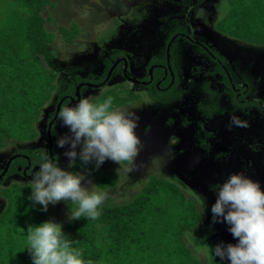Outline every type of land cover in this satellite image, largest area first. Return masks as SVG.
Masks as SVG:
<instances>
[{
  "label": "trees",
  "instance_id": "obj_1",
  "mask_svg": "<svg viewBox=\"0 0 264 264\" xmlns=\"http://www.w3.org/2000/svg\"><path fill=\"white\" fill-rule=\"evenodd\" d=\"M51 6L52 0H0V151L10 143L39 138L37 124L44 120L47 106L57 92L60 71L56 67V53L51 49L55 35L46 29L47 20L42 15ZM222 6L225 12L219 16ZM217 10V30L244 43L264 46V0H220ZM59 31L70 46L79 39L76 24L71 29L60 27ZM110 64L104 61L105 70ZM82 82L88 80L70 79L58 92L56 106L66 97L62 109L69 97L75 98L76 87ZM117 89L104 94V99L113 97V108L136 98L133 94L125 95L121 86ZM53 116L54 112L47 123ZM27 155L32 166L47 157L43 151L38 156L34 151ZM26 165L25 159L16 157L5 177L22 176L17 167ZM75 169L90 172L99 191L111 189L119 182L117 173L94 171L90 164L82 165L80 160ZM31 194L32 189L19 182L0 188L5 201L0 212V264H33L27 250V230L30 225L39 226L50 218L42 205L29 199ZM98 210V219L69 220L63 231L73 241L72 247L83 252L86 262L201 264L187 247L184 235L201 223L202 216L175 183L151 176L131 201L118 206L103 203Z\"/></svg>",
  "mask_w": 264,
  "mask_h": 264
},
{
  "label": "rangeland",
  "instance_id": "obj_2",
  "mask_svg": "<svg viewBox=\"0 0 264 264\" xmlns=\"http://www.w3.org/2000/svg\"><path fill=\"white\" fill-rule=\"evenodd\" d=\"M173 1L52 0L54 6L45 8L42 15L47 20L46 29L55 35L51 49L56 53V67L60 74L56 81L57 92L53 95L51 104L47 106L46 113L50 114L56 111L58 105L56 106L55 101L58 92L63 90L70 79L86 78L89 84L97 85L104 77L100 73L106 72L103 68L104 61H110L116 53H121L128 60L132 59L138 49L142 47L145 50L146 35L149 33L152 35L151 50H159L162 41L156 40L155 36L161 35V28L164 26L159 19L172 13L173 7L169 3ZM217 2L218 0H206L205 5L200 8L204 11L201 13V15L204 13V17L202 16L201 19L206 28L211 27L218 16ZM223 11L222 6L219 10V16ZM121 21L122 23H120ZM74 24L79 28V39L73 46H70L61 36L59 28L71 29ZM122 37L127 45H131L125 48L128 52L120 47V45L124 46ZM115 39L116 41H114ZM180 48L174 49L172 53L171 61L176 72L181 69L180 65L186 61L183 57V50L179 51ZM100 53L103 54L102 57ZM140 70L137 69L136 72L131 65L128 74L139 78L142 76V70L141 73ZM120 83H124V80L116 78L112 79L102 89H86L83 91V98H91L92 102L95 101L94 103L103 102L105 100L104 94L110 89L118 91L117 86ZM124 85L129 87L130 83L127 84L125 81ZM135 93L138 98L136 101L127 102L119 108L135 112L139 117L136 133L140 137L143 147L135 163L124 162L119 172L117 169L120 168V165L110 159L99 167L98 171L114 172L119 176V182L116 186L101 191L106 194L104 204L118 206L131 201L139 194L151 176L173 182L188 200L196 205L202 216L201 223L184 235L187 247L201 264H230V261H221L219 257L212 254L211 249H214L216 245L223 243L226 246L231 243V239L225 232L221 233L220 229L215 227L217 222L213 223L211 209L216 198L208 190L207 182L202 177L201 172L192 165L190 157L182 156L180 141L183 134L179 128L178 114L170 115L171 110L168 111L170 107H176L178 108L176 110H179L180 92L171 90L167 93H160L155 89L145 87L141 90L135 89ZM161 119L165 122L162 123ZM168 119L172 120L170 124L166 122ZM44 122L37 124L40 133L39 140L24 143L13 142L6 149L0 151V169H4L7 158L16 152L31 154L35 150H47L46 145L42 142L45 130ZM52 134L54 139L53 161L65 170L84 174L85 180L82 181V184L90 188L92 184H95L90 172L82 170L78 173L75 172V167L69 169V160L64 156V152L69 150V146L65 145L61 148L57 145L60 137L71 134L69 128L63 126L60 118L54 124ZM171 138H175L177 143L172 146L171 152H169ZM79 150L78 147L77 151ZM89 164L92 170L97 171L95 161ZM128 169L132 170L129 171ZM19 176L4 177L1 187L9 186L15 182L27 184L30 187V181H25ZM70 203V201L62 200L55 205L49 204L48 206L47 212L50 220L61 224L62 231L69 221L67 214L72 207ZM3 207H5L4 200L0 209Z\"/></svg>",
  "mask_w": 264,
  "mask_h": 264
},
{
  "label": "flooded vegetation",
  "instance_id": "obj_3",
  "mask_svg": "<svg viewBox=\"0 0 264 264\" xmlns=\"http://www.w3.org/2000/svg\"><path fill=\"white\" fill-rule=\"evenodd\" d=\"M184 1L174 0L169 3L173 7L172 13L159 19L164 25L161 28L163 33L160 31L161 35L155 36L156 40L162 41L159 50H151L152 35L149 33L146 35L145 50L142 47L138 49L132 59L128 60L121 53L114 54L108 70L100 73L104 77L94 85L98 87H87L88 82L77 85L81 86V99L86 89H102L116 78L130 83L129 87L124 83L118 85L125 91V95H136L135 89L145 87L160 93L177 90L180 92V108L176 110L178 108L170 107L168 111L171 110L170 115L178 114L179 128L183 134L180 141L182 156L190 157L192 165L201 172L208 190L216 200L217 194L213 189L232 173H243L259 181L264 189V46H253L223 34L215 27L218 16L212 26L206 28L201 19L204 11L200 9L206 0L201 3L200 0H190L188 5ZM219 3L220 0L217 5ZM122 41V50L131 46L126 44L123 37ZM178 48L179 51L183 50L186 61L180 65L181 69L177 73L171 60L173 50ZM125 52L128 51L125 49ZM100 56L103 54L100 53ZM131 65L136 72L141 69L142 76H130L128 72ZM103 68H106L105 65ZM65 99L66 97L60 102ZM69 99L70 103L74 98ZM137 99L136 95L133 101ZM50 114L47 113L43 120L45 130L42 142L47 150L41 151L47 155L48 160L53 161L52 132L59 116L54 120V111V116L47 123ZM232 115L247 121L249 126H233L229 129ZM52 121L49 144L48 127ZM166 122L170 124L172 120L168 119ZM39 153L40 151H34L35 156ZM11 157L27 161L26 166L17 167V172L22 174L19 177L25 181H30L34 175L33 169L41 166H32L27 153L16 152ZM0 170L2 173L3 168ZM2 202L0 196V208ZM215 227L230 237L231 244L238 243L226 222L218 221Z\"/></svg>",
  "mask_w": 264,
  "mask_h": 264
},
{
  "label": "clouds",
  "instance_id": "obj_4",
  "mask_svg": "<svg viewBox=\"0 0 264 264\" xmlns=\"http://www.w3.org/2000/svg\"><path fill=\"white\" fill-rule=\"evenodd\" d=\"M59 118L71 133L60 137L57 142L58 147L69 146L64 152L69 169L80 160L82 165L95 161L98 170L110 159L120 165L119 172L124 162L134 164L142 150V141L136 133L139 117L135 112L113 108L112 96L100 103L82 98L75 106L63 107ZM233 126L246 128L249 124L232 115L228 127ZM176 143L175 138L170 139L169 152ZM84 180V174L65 170L44 157L29 182L32 189L29 199L42 205L44 211L48 210L49 204L70 201L72 207L67 214L70 221L82 217L98 219L101 215L98 209L106 194L95 184L90 188L83 186ZM213 191L217 194L211 209L213 223L226 222L238 243L218 244L211 249L212 254L221 261H230V264H264V189L260 182L243 173H232ZM27 241L33 264H91L82 258L81 250L72 247L73 241L67 239L62 225L53 220L39 226L30 225Z\"/></svg>",
  "mask_w": 264,
  "mask_h": 264
},
{
  "label": "water",
  "instance_id": "obj_5",
  "mask_svg": "<svg viewBox=\"0 0 264 264\" xmlns=\"http://www.w3.org/2000/svg\"><path fill=\"white\" fill-rule=\"evenodd\" d=\"M113 69H114V67L111 69L108 78L110 77V75H111ZM108 78H107V80H108ZM86 86H87V87H90V88H96V87H98V86H94V85H91V84H87ZM80 88H81V86H78V87L76 88L75 98L72 99V100L70 101V103L67 105V107H72V106H75L77 103H79V101L81 100ZM61 104H62V101H61V102L58 104V106H57L56 114H55V116H54V120L57 119V117L59 116V112H60V110H61ZM52 124H53V121L50 123V125H49V127H48L49 144H51V140H50V131H51ZM13 159H14V157H11V158L8 160V162L6 163V165H5L4 169H3V172L0 174V181L2 180V178H4V177L6 176V173H7V171H8V168H9L11 162L13 161ZM53 162H54V161H53ZM39 168H40V167H36V168H34L32 173L34 174L36 171L39 170Z\"/></svg>",
  "mask_w": 264,
  "mask_h": 264
}]
</instances>
